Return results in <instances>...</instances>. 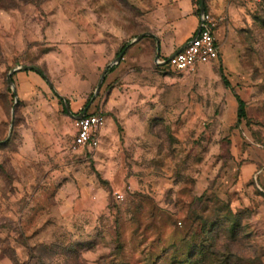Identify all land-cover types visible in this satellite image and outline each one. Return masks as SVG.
I'll return each instance as SVG.
<instances>
[{
  "label": "rangeland",
  "instance_id": "374dc122",
  "mask_svg": "<svg viewBox=\"0 0 264 264\" xmlns=\"http://www.w3.org/2000/svg\"><path fill=\"white\" fill-rule=\"evenodd\" d=\"M134 15L122 0H0V264H264V0L216 63L113 79L120 49L102 59L84 40ZM87 105L101 139L75 150L67 110Z\"/></svg>",
  "mask_w": 264,
  "mask_h": 264
},
{
  "label": "crops",
  "instance_id": "0c3cea01",
  "mask_svg": "<svg viewBox=\"0 0 264 264\" xmlns=\"http://www.w3.org/2000/svg\"><path fill=\"white\" fill-rule=\"evenodd\" d=\"M122 1L129 3L136 13L133 17V27L119 24L107 26L106 31L108 33H106L115 36L112 39L107 38L106 33L100 37H86L84 43L93 46V48H89V51L91 53L100 52V58L103 59L105 56L110 59L118 53L119 49L121 50L124 43H128L129 46L125 45V49L117 54L118 56L122 54L119 61L123 60L125 63L114 69L111 74L113 79L124 76L125 69L129 70L134 66L143 67L150 71L149 67L152 63L158 68L170 71L165 65L158 64V61L164 62L169 56L181 50L196 34L199 24V4L196 0ZM247 2L249 0H204V12L211 14L218 20L213 31L218 51L232 42L234 27L237 26L238 22L237 15ZM76 44H81V42L76 41ZM226 59L234 60L235 56L232 54ZM84 109H87L86 114H88L89 105ZM81 112L78 114L70 113L73 116H78ZM72 118L75 121V118ZM256 154L263 157L264 150H257ZM245 163L254 168L259 167L257 161L251 158H248ZM263 171L264 167H261L259 172L262 173ZM217 189L218 187L212 188L211 186L201 188L194 182V186L192 185L190 190L194 195L193 197L196 196L198 199L203 196H218Z\"/></svg>",
  "mask_w": 264,
  "mask_h": 264
},
{
  "label": "built area",
  "instance_id": "2783aa9c",
  "mask_svg": "<svg viewBox=\"0 0 264 264\" xmlns=\"http://www.w3.org/2000/svg\"><path fill=\"white\" fill-rule=\"evenodd\" d=\"M218 20L209 13L199 14V24L196 34L179 51L169 56L164 62L171 72L177 74H189L199 67L214 64L218 61V47L215 44L213 31ZM104 116L101 112L85 114L75 119V135L72 147L76 149L87 148L94 150L99 146V132L104 124Z\"/></svg>",
  "mask_w": 264,
  "mask_h": 264
},
{
  "label": "water",
  "instance_id": "95a60500",
  "mask_svg": "<svg viewBox=\"0 0 264 264\" xmlns=\"http://www.w3.org/2000/svg\"><path fill=\"white\" fill-rule=\"evenodd\" d=\"M199 11H200V13H204V0H199ZM140 37H141V36H140ZM140 37H139V38H140ZM121 58H122V54H120V55L116 58V61L118 62ZM19 69H20V68H19ZM19 69H17V70H19ZM22 69H26V68H22ZM13 71H15V70H13ZM13 71H12V72H13ZM12 72H10V74L8 75V78H7L9 84H12V80H11V74H12ZM104 76H105V73L102 74V76H101V78H100V80H99V82H98V85H97V91H98V90L100 89V87H101V84H102V81H103ZM66 110H67V107H66ZM86 110H87V109L82 110V112H81L78 116H73L68 110H67V112H68V114H69L70 116L74 117L75 119H79V118L83 117V116L86 114ZM12 123H13V116H12ZM11 127H12V126H11Z\"/></svg>",
  "mask_w": 264,
  "mask_h": 264
},
{
  "label": "trees",
  "instance_id": "16d2710c",
  "mask_svg": "<svg viewBox=\"0 0 264 264\" xmlns=\"http://www.w3.org/2000/svg\"><path fill=\"white\" fill-rule=\"evenodd\" d=\"M196 2L199 4V0H196ZM125 45L121 48L120 52H122L125 49ZM239 105H238V109H237V117L238 120H240L241 118H243L245 116V111H244V105L243 103L239 100ZM65 111V109H64ZM207 197H212V196H207Z\"/></svg>",
  "mask_w": 264,
  "mask_h": 264
}]
</instances>
